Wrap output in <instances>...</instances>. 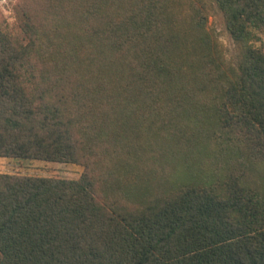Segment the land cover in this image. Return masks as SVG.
I'll list each match as a JSON object with an SVG mask.
<instances>
[{"label": "trees", "instance_id": "trees-1", "mask_svg": "<svg viewBox=\"0 0 264 264\" xmlns=\"http://www.w3.org/2000/svg\"><path fill=\"white\" fill-rule=\"evenodd\" d=\"M213 1L240 46L233 64L198 0L188 20L174 0L10 5L0 157L84 169L76 180L0 173V264H264V0ZM216 129L245 137L222 132L226 159L251 145L240 175L199 168L217 160ZM154 171L150 186L141 178Z\"/></svg>", "mask_w": 264, "mask_h": 264}, {"label": "rangeland", "instance_id": "rangeland-1", "mask_svg": "<svg viewBox=\"0 0 264 264\" xmlns=\"http://www.w3.org/2000/svg\"><path fill=\"white\" fill-rule=\"evenodd\" d=\"M16 0H0V21H11L12 20V10L10 5L14 3ZM175 1V11L176 15L182 19H189V16H194L191 10V4L194 0H174ZM204 3L205 9L202 11V15L205 17V31L211 36L212 42L218 44V51L223 59V63L225 65L233 64L237 61L238 57L240 56V46L236 42H234L228 33L225 24H224V17L221 10L218 8L217 4L213 0H198V2H193L194 5H200ZM263 38V37H261ZM257 45L260 44L259 42L256 43ZM201 124H193L191 125L194 131V135L191 137L196 140V142L205 141L204 134L200 133L203 125ZM198 130V134L196 131ZM225 131L231 136H235L233 138L239 137L237 139L244 140L242 137V133L239 131H234L230 133L229 131L222 129V130H215L213 133V138L219 140L216 142L213 138H209V141L212 139L210 146L207 147L212 150L217 151V160L214 161L212 158L208 156L202 157V161H199V168H204L205 170L214 169L217 175H222V180H225V176L228 173V168L230 171H233L235 176L240 175L245 167L242 166V162H245V159H249L253 152H251V145L250 147L244 145L243 143L238 145V150L235 151L236 157H226L231 154H225L228 152L226 148V139L227 137L222 136V132ZM200 133V134H199ZM245 134V133H244ZM198 135V136H197ZM246 135V134H245ZM234 139L235 143L238 144V140ZM187 143H184L182 147H187ZM194 145V144H193ZM190 146V144L188 145ZM181 147V148H182ZM198 147V146H197ZM206 148V146H205ZM169 151H171L169 149ZM203 151H199V154ZM166 154L165 152H163ZM261 160V159H260ZM146 163V160H143ZM261 162V161H259ZM162 164L166 166L165 172H167L171 166V164L167 161H164ZM151 166V165H150ZM222 166V167H221ZM156 166H152L154 169ZM208 167H210L208 169ZM83 166L80 164L75 163H56V162H44L39 160H20L14 158H5L0 157V173H8V174H18V175H29V176H41V177H53V178H63V179H70L76 180L79 178L83 171ZM157 169V167H156ZM169 173V172H167ZM188 174L185 169H181L179 171V178H185ZM157 175L156 171L153 173L147 172V174L141 178L145 179L148 182V185H152V181H154L155 176ZM120 178H122V182H137L135 174L132 172H126L120 174ZM245 178V176H244ZM152 180V181H151ZM161 181L163 179L161 178ZM164 185V181L161 184ZM118 200L128 201L126 199L118 198Z\"/></svg>", "mask_w": 264, "mask_h": 264}]
</instances>
